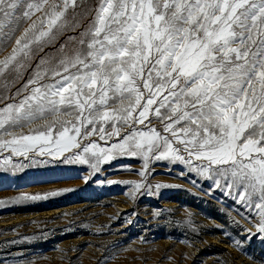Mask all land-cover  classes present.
Returning <instances> with one entry per match:
<instances>
[{
	"label": "snow or ice",
	"instance_id": "6c2138e0",
	"mask_svg": "<svg viewBox=\"0 0 264 264\" xmlns=\"http://www.w3.org/2000/svg\"><path fill=\"white\" fill-rule=\"evenodd\" d=\"M9 47L0 59L4 165L23 167L13 156L33 152L97 172L138 157L145 180L150 163L189 165L240 190L264 233V0H0V51ZM121 127L131 131L121 137ZM96 133L120 139L81 147L78 137Z\"/></svg>",
	"mask_w": 264,
	"mask_h": 264
},
{
	"label": "rangeland",
	"instance_id": "374dc122",
	"mask_svg": "<svg viewBox=\"0 0 264 264\" xmlns=\"http://www.w3.org/2000/svg\"><path fill=\"white\" fill-rule=\"evenodd\" d=\"M10 51H0V59ZM149 119L162 128L160 120ZM129 131L121 127V137ZM119 139L78 137L81 147L93 141L111 147ZM8 155L0 149V264H264L258 210L241 201L240 190L225 189L223 181L217 187L189 165L150 163L145 180L135 171L143 168L138 157H119L93 172L88 164L33 152L31 159L13 156V163L24 165L13 169L3 164ZM64 189L47 200L10 202L22 193Z\"/></svg>",
	"mask_w": 264,
	"mask_h": 264
}]
</instances>
